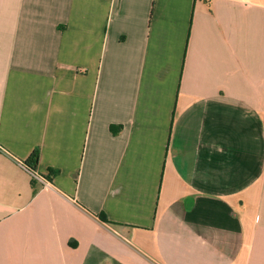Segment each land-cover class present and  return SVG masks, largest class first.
Listing matches in <instances>:
<instances>
[{"label": "crops", "instance_id": "1", "mask_svg": "<svg viewBox=\"0 0 264 264\" xmlns=\"http://www.w3.org/2000/svg\"><path fill=\"white\" fill-rule=\"evenodd\" d=\"M0 264H264V0H0Z\"/></svg>", "mask_w": 264, "mask_h": 264}, {"label": "trees", "instance_id": "2", "mask_svg": "<svg viewBox=\"0 0 264 264\" xmlns=\"http://www.w3.org/2000/svg\"><path fill=\"white\" fill-rule=\"evenodd\" d=\"M111 131L114 135H117L120 133L121 131V127H111ZM39 152L36 150L32 153V155L30 156V158L25 162V164L32 170V171H36L38 164H39ZM53 173L49 174L48 177H45L46 179H51L52 178ZM100 219L104 222H108L107 219L105 218V216L100 215Z\"/></svg>", "mask_w": 264, "mask_h": 264}]
</instances>
